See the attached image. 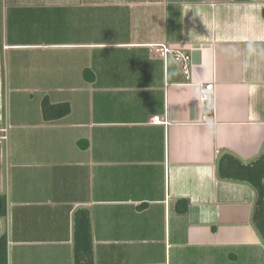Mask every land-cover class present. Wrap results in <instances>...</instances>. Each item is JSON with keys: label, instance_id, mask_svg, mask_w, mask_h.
I'll list each match as a JSON object with an SVG mask.
<instances>
[{"label": "crops", "instance_id": "crops-1", "mask_svg": "<svg viewBox=\"0 0 264 264\" xmlns=\"http://www.w3.org/2000/svg\"><path fill=\"white\" fill-rule=\"evenodd\" d=\"M173 42L213 112L163 62ZM0 82V264H74L79 208L93 264H264L243 176L264 182V0H0ZM44 99L69 112L44 120Z\"/></svg>", "mask_w": 264, "mask_h": 264}, {"label": "trees", "instance_id": "trees-1", "mask_svg": "<svg viewBox=\"0 0 264 264\" xmlns=\"http://www.w3.org/2000/svg\"><path fill=\"white\" fill-rule=\"evenodd\" d=\"M69 112L67 103L51 104L44 99L41 102V114L44 120L51 121L65 116ZM264 159V153L262 155ZM247 173L243 176L247 177V181L254 187L256 197L252 210V225L264 243V182L255 179L249 173L251 166H245ZM243 170V168H242ZM187 208V202L183 201L179 212H184ZM5 216V196L0 195V217ZM4 240V235L0 237V242ZM4 248L1 244L0 261L4 260ZM73 252L74 264H93L92 261V238H91V222L89 213L84 208L77 209L73 214Z\"/></svg>", "mask_w": 264, "mask_h": 264}, {"label": "built area", "instance_id": "built-area-1", "mask_svg": "<svg viewBox=\"0 0 264 264\" xmlns=\"http://www.w3.org/2000/svg\"><path fill=\"white\" fill-rule=\"evenodd\" d=\"M160 55L164 63L168 59L173 60L178 63L181 72L183 74L184 80L190 84H193L196 88L197 100L200 103H209L213 108V98L215 92V85L212 80H198L195 76L196 64L193 62L192 50L193 46L187 45L184 42H173V43H161ZM0 95L3 100V105L0 104V142H5L8 137V124L6 123L5 115V100L4 93L0 89ZM152 123L168 124L166 118L155 115L150 118ZM197 122L210 124L214 122V115L211 114H201Z\"/></svg>", "mask_w": 264, "mask_h": 264}, {"label": "rangeland", "instance_id": "rangeland-1", "mask_svg": "<svg viewBox=\"0 0 264 264\" xmlns=\"http://www.w3.org/2000/svg\"><path fill=\"white\" fill-rule=\"evenodd\" d=\"M135 1H143V0H135ZM111 10L112 9H107L106 12H110ZM64 25L66 26L68 24L65 23ZM62 29H65V27L62 26ZM0 89L2 90V88H1V82H0ZM0 104H1V106L3 105V100L1 98V95H0ZM0 109H1V107H0ZM133 248L139 249L142 252L141 253L142 254V257H146V252L147 251L151 252V256L147 259L148 262L150 261V259H154L156 257V253L159 250V246H156V245H148V244H143V245H140V244L137 245V244H135L134 246H131V249L132 250H133ZM143 261H144L143 263H147L146 260H143ZM141 263L142 262L140 261V259L135 262V264H141ZM232 264H236V263L234 262Z\"/></svg>", "mask_w": 264, "mask_h": 264}]
</instances>
